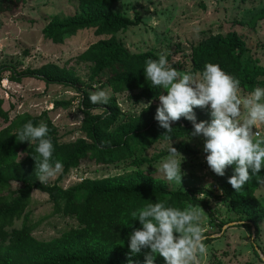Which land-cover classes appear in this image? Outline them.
Wrapping results in <instances>:
<instances>
[{"label":"trees","instance_id":"obj_1","mask_svg":"<svg viewBox=\"0 0 264 264\" xmlns=\"http://www.w3.org/2000/svg\"><path fill=\"white\" fill-rule=\"evenodd\" d=\"M23 1L0 0V14L16 11ZM79 1V13L51 22L45 31L46 38L59 43L79 33L92 31L99 40L80 56L82 61L93 65L92 81H107L115 93L140 90L138 99L158 100L162 89L150 88L142 70L144 61L156 59L157 54L153 51L131 53L117 40L120 32L138 25V22L114 11V6L123 0ZM247 53L245 41L236 32L211 36L194 48L191 73L195 75L201 72L206 63L218 64L239 81V89L251 93L254 86L264 87V67L245 62ZM3 73V69H0V81ZM28 76L35 77L46 86L70 88L83 96L85 120L82 128L85 139L61 144L53 136V129L46 124L55 149L54 158L63 164L60 181L84 162L93 166H107L133 155L134 148L140 143L168 140L163 136L165 130L154 119L155 107H151L147 113L118 122L116 100H108L106 105L94 109L88 100L91 88H86L73 71L48 64L36 71L16 73L11 80L21 82ZM200 109L203 113L196 116L197 122L210 121V115L206 119L204 108ZM96 110H102V113H96ZM0 117H6L1 108ZM29 120L34 125L41 123L37 117L24 114L0 131V264H129V261L131 264H145L149 249L131 255L128 248L129 234L141 227L138 221L129 220L132 218L130 213L156 200L181 209L186 204L210 209L208 202L199 197L207 194L221 201H230L233 212L245 216L242 223H247V227L254 225L258 229L264 220V207L255 197L259 188L255 178L238 191L227 182L233 175V166L225 169L224 176L211 171L222 192L219 196L205 188L175 191L160 179L144 175L143 172L103 183H81L68 189L59 183L52 186L41 184L36 180L35 161L32 159L35 146H29L27 142L20 143L15 137V130ZM171 127L172 140L190 133L192 124L181 117L171 122ZM176 150L188 156L194 154L190 148L178 147ZM24 151L22 158L18 159ZM249 175H252L251 170ZM257 175L264 176V168ZM36 191L49 198L54 214L74 218L80 228L50 241L37 240L33 236L38 226L35 221L37 215L29 211ZM17 221L23 222L22 227L8 231L14 228ZM126 225L132 228L124 229ZM219 226L222 229L223 225ZM162 262L163 257L157 255L154 264Z\"/></svg>","mask_w":264,"mask_h":264},{"label":"rangeland","instance_id":"obj_2","mask_svg":"<svg viewBox=\"0 0 264 264\" xmlns=\"http://www.w3.org/2000/svg\"><path fill=\"white\" fill-rule=\"evenodd\" d=\"M79 7V0H24L16 11L0 14V69L4 71L0 81V108L6 113V117H0V131L18 117L28 114L49 125L54 131L53 136L61 144L85 139L82 95L70 88L46 86L35 77H25L21 82L11 80L16 73L36 71L48 64L73 71L86 88H91V93L105 90L108 100L117 102L118 122L159 106V100L138 99L140 90L115 93L107 81H92L93 65L80 59L99 40L92 31L79 33L59 43L46 38L45 31L51 22L77 15ZM114 11L138 22L137 26L117 35L119 43L134 54L165 52L171 67L180 74L191 73V55L195 47L211 36L230 32H236L245 41L248 53L244 61L252 66L264 67V0H123L114 6ZM249 93L243 89L238 91L241 98ZM93 106L98 109L96 107L102 105ZM204 111L208 119L207 106ZM193 112L195 116L203 113L199 107L194 108ZM96 113H102V110H96ZM254 131L259 135H254L253 139L264 137V124ZM203 139L202 136L191 137L188 133L171 141L140 143L134 148L133 155L123 161L102 167L84 162L79 168L71 170L62 181L59 178L63 170L45 184L52 186L59 183L68 189L81 183H103L143 172L144 175L160 179L175 191L205 188L219 196L222 192L207 166ZM170 144L175 149L190 148L194 152L188 156L177 150L182 156L178 159L183 160L181 184L165 180L155 169L167 154ZM24 153L17 158H22ZM33 197L34 203L29 211L37 215L35 221L38 226L33 232L37 240L50 241L80 228L74 218L54 214L45 194L36 191ZM199 197L205 199L210 207L207 209L192 204L201 212L204 243L207 246L200 264H264V220L254 231L252 225L247 227V223H242L245 216L233 212L230 201H221L207 194ZM255 197L264 207V186H259ZM219 224L223 225L222 229ZM22 225V221H17L14 228L7 230H18ZM130 227L126 225L124 229Z\"/></svg>","mask_w":264,"mask_h":264},{"label":"clouds","instance_id":"obj_3","mask_svg":"<svg viewBox=\"0 0 264 264\" xmlns=\"http://www.w3.org/2000/svg\"><path fill=\"white\" fill-rule=\"evenodd\" d=\"M142 70L150 88L164 90L157 97L159 106L154 117L166 132L163 136L171 141V122L183 117L192 124L190 136L204 138L205 160L214 174L224 176L225 169L233 166V175L227 182L235 191L253 178L259 186H264V176L257 175L264 168V137L253 139L254 135H259L255 128L264 124V87L254 86L251 93L241 98L238 95L239 81L218 64L206 63L195 75L180 74L171 67L163 51L156 59H146ZM88 100L92 105H106L108 95L100 89L89 94ZM206 106L210 121L197 122L193 109ZM15 137L20 143L35 146L32 159L36 180L41 184L62 172L63 164L54 158L53 141L45 123L34 125L29 120L15 130ZM178 157H182L181 154L170 144L155 169L165 180L181 184L183 160ZM130 216L129 220L141 225L127 238L131 255L149 249L145 264H154L157 255L163 257L165 264H200L207 246L201 212L196 206L188 204L181 209L156 200L137 207Z\"/></svg>","mask_w":264,"mask_h":264},{"label":"water","instance_id":"obj_4","mask_svg":"<svg viewBox=\"0 0 264 264\" xmlns=\"http://www.w3.org/2000/svg\"><path fill=\"white\" fill-rule=\"evenodd\" d=\"M231 225H235V223L231 224ZM252 227H253V230L255 231L256 230V226L252 225ZM263 260H264V257H263Z\"/></svg>","mask_w":264,"mask_h":264}]
</instances>
